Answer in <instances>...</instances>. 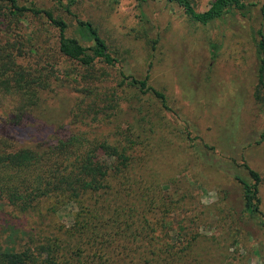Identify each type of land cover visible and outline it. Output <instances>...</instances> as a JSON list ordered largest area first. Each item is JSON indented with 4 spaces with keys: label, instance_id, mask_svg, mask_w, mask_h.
I'll return each instance as SVG.
<instances>
[{
    "label": "rangeland",
    "instance_id": "rangeland-1",
    "mask_svg": "<svg viewBox=\"0 0 264 264\" xmlns=\"http://www.w3.org/2000/svg\"><path fill=\"white\" fill-rule=\"evenodd\" d=\"M17 1L54 11L65 20L67 35L83 45L92 42L81 38L77 20L92 23L117 63L106 71L100 63L95 65L91 71L104 72V77L90 83L92 96L85 97L72 83L85 69L55 56L51 86L26 115L25 128L10 131V107L0 104V124L6 121L0 139L23 146L73 136L121 146L134 142L136 165L145 177L174 180L181 191L188 187L195 195L197 209L191 214L201 218L194 230L199 237L194 243L196 264H264V228L243 213L242 189L230 174L235 171L249 180L246 169H251L260 175L264 215V71L261 84L254 46L256 31L264 32V0H250L253 6L246 16L236 14L208 26L190 21L178 5L166 0L141 5L135 0H76L70 14L62 12L56 0ZM211 1L193 3L203 12ZM17 21L25 38L43 40L46 49H56L58 32L48 22L32 16ZM210 42L216 45L215 56ZM120 71L147 79L149 87L164 94L166 108L161 100L128 85ZM93 110L96 116L89 115ZM197 152L223 163L225 172L204 166ZM4 209L0 233L12 226L34 235L39 227L56 233L82 216L75 205L49 214L46 202L25 217ZM189 216L180 209L168 215L174 228L171 243L185 244ZM156 237L164 239L159 231Z\"/></svg>",
    "mask_w": 264,
    "mask_h": 264
},
{
    "label": "trees",
    "instance_id": "trees-1",
    "mask_svg": "<svg viewBox=\"0 0 264 264\" xmlns=\"http://www.w3.org/2000/svg\"><path fill=\"white\" fill-rule=\"evenodd\" d=\"M135 1L141 5L148 0ZM166 1L178 5L190 21L202 26L236 14L246 16L253 6L250 0H212L205 11L198 12L193 0ZM75 2L56 0V6L70 14ZM26 16L40 17L57 30L56 49H46L43 40L33 43L25 38L17 20ZM77 27L81 38L92 45H83L78 38L68 36L65 20L52 10L33 3L20 5L17 0H0V104H8L12 114L10 121H3L0 126L6 122L12 132L25 128L29 121L26 115L51 86L55 56L85 69L72 81L85 97L92 96L90 83L104 77V72L91 71L97 63L105 71L116 67V59L93 24L77 20ZM255 34L257 78L262 84L264 32L257 30ZM210 47L215 56L216 45L210 42ZM120 74L129 81L128 85L161 100L166 108L164 94L149 87L147 79L126 76L124 71ZM262 105L259 104L260 109ZM92 113L96 116L94 110L89 115ZM134 144L94 143L85 136L24 146L0 139V212L11 208L25 217L36 214L40 204L46 202L49 214H57L68 205H75L82 214L80 220L56 233L48 234L40 227L36 235L15 226L3 230L0 264H196L194 243L199 237L194 230L201 218L191 214L197 209L195 195L188 187L181 191L174 180L163 183L157 177H145L137 168ZM197 156L207 168L225 172L223 163H214L201 152ZM246 170L249 180L235 171L230 174L242 189L243 213L264 228L258 196L260 175ZM177 209L190 215V231L184 245L169 240L174 228L168 215ZM157 231L164 239H156Z\"/></svg>",
    "mask_w": 264,
    "mask_h": 264
}]
</instances>
